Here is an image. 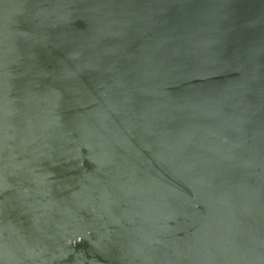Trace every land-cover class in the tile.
Masks as SVG:
<instances>
[{"label":"water","instance_id":"water-1","mask_svg":"<svg viewBox=\"0 0 264 264\" xmlns=\"http://www.w3.org/2000/svg\"><path fill=\"white\" fill-rule=\"evenodd\" d=\"M0 264H264V0H0Z\"/></svg>","mask_w":264,"mask_h":264}]
</instances>
